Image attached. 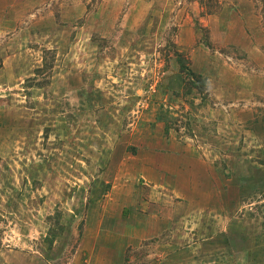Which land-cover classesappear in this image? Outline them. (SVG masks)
Instances as JSON below:
<instances>
[{"label": "rangeland", "instance_id": "rangeland-1", "mask_svg": "<svg viewBox=\"0 0 264 264\" xmlns=\"http://www.w3.org/2000/svg\"><path fill=\"white\" fill-rule=\"evenodd\" d=\"M0 264H264V0H0Z\"/></svg>", "mask_w": 264, "mask_h": 264}, {"label": "trees", "instance_id": "trees-1", "mask_svg": "<svg viewBox=\"0 0 264 264\" xmlns=\"http://www.w3.org/2000/svg\"><path fill=\"white\" fill-rule=\"evenodd\" d=\"M182 58L183 57L181 55H177V60H178L179 64L181 65V69H182L181 72H184V74H186L188 76H197L193 71H191L187 66H185V64L183 63ZM182 64H184V65H182Z\"/></svg>", "mask_w": 264, "mask_h": 264}]
</instances>
